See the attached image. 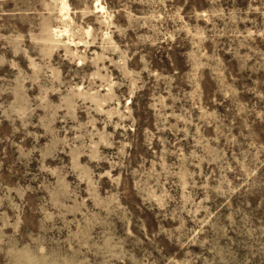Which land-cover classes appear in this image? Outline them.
Segmentation results:
<instances>
[{
    "label": "rangeland",
    "instance_id": "rangeland-1",
    "mask_svg": "<svg viewBox=\"0 0 264 264\" xmlns=\"http://www.w3.org/2000/svg\"><path fill=\"white\" fill-rule=\"evenodd\" d=\"M0 264H264V0H0Z\"/></svg>",
    "mask_w": 264,
    "mask_h": 264
}]
</instances>
